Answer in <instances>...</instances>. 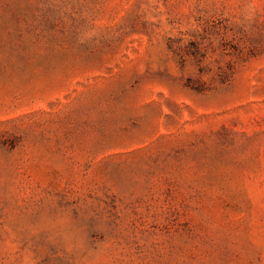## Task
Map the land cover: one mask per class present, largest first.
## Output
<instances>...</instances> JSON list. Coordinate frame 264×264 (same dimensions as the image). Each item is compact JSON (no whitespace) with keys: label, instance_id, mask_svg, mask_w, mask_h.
<instances>
[{"label":"rangeland","instance_id":"374dc122","mask_svg":"<svg viewBox=\"0 0 264 264\" xmlns=\"http://www.w3.org/2000/svg\"><path fill=\"white\" fill-rule=\"evenodd\" d=\"M0 264H264V0H0Z\"/></svg>","mask_w":264,"mask_h":264}]
</instances>
